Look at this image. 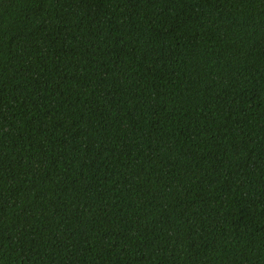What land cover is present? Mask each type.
<instances>
[{"label":"trees","instance_id":"trees-1","mask_svg":"<svg viewBox=\"0 0 264 264\" xmlns=\"http://www.w3.org/2000/svg\"><path fill=\"white\" fill-rule=\"evenodd\" d=\"M0 264H264V0H0Z\"/></svg>","mask_w":264,"mask_h":264}]
</instances>
